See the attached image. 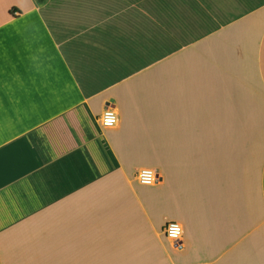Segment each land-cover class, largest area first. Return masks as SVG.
Returning <instances> with one entry per match:
<instances>
[{
  "label": "crops",
  "instance_id": "obj_1",
  "mask_svg": "<svg viewBox=\"0 0 264 264\" xmlns=\"http://www.w3.org/2000/svg\"><path fill=\"white\" fill-rule=\"evenodd\" d=\"M0 264H264V0H0Z\"/></svg>",
  "mask_w": 264,
  "mask_h": 264
},
{
  "label": "built area",
  "instance_id": "obj_2",
  "mask_svg": "<svg viewBox=\"0 0 264 264\" xmlns=\"http://www.w3.org/2000/svg\"><path fill=\"white\" fill-rule=\"evenodd\" d=\"M112 111H114V110H112L110 108L105 109L104 112H103V114L101 115V117L107 118L111 114ZM101 117H100L101 123H102V125H104V122L101 119ZM136 176H137L138 181L140 183H142V184H145V185L154 184L157 181V178H158L156 171H154L153 169H149V168H142V169H140L139 171H137V175ZM173 224H179V223L178 222H175V221H169V222H167L165 224L164 234H165V236L167 238H169L168 237V229H169V226L170 225H173ZM179 239L180 238H177V239H175L173 241H178Z\"/></svg>",
  "mask_w": 264,
  "mask_h": 264
},
{
  "label": "clouds",
  "instance_id": "obj_3",
  "mask_svg": "<svg viewBox=\"0 0 264 264\" xmlns=\"http://www.w3.org/2000/svg\"><path fill=\"white\" fill-rule=\"evenodd\" d=\"M101 119L104 122V125L106 127H114L119 125V120H118V113L115 111H112L111 114L107 117H101ZM182 236V226L179 224H173L169 226L168 229V237L171 240H175L177 238H181Z\"/></svg>",
  "mask_w": 264,
  "mask_h": 264
},
{
  "label": "trees",
  "instance_id": "obj_4",
  "mask_svg": "<svg viewBox=\"0 0 264 264\" xmlns=\"http://www.w3.org/2000/svg\"><path fill=\"white\" fill-rule=\"evenodd\" d=\"M38 2H42L43 0H37Z\"/></svg>",
  "mask_w": 264,
  "mask_h": 264
}]
</instances>
